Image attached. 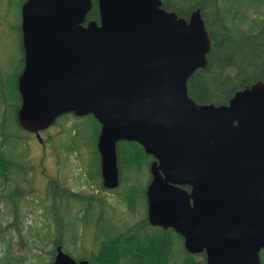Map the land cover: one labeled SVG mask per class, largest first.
<instances>
[{"label": "water", "instance_id": "95a60500", "mask_svg": "<svg viewBox=\"0 0 264 264\" xmlns=\"http://www.w3.org/2000/svg\"><path fill=\"white\" fill-rule=\"evenodd\" d=\"M95 1L98 22H86L92 0L23 4L18 126L41 141L57 118L91 115L104 188L119 186L117 144L136 143L155 160L145 190L151 226L174 231L203 264H260L264 84L225 106L197 105L186 85L210 50L200 11L185 20L161 0ZM52 264L90 263L58 248Z\"/></svg>", "mask_w": 264, "mask_h": 264}, {"label": "trees", "instance_id": "16d2710c", "mask_svg": "<svg viewBox=\"0 0 264 264\" xmlns=\"http://www.w3.org/2000/svg\"><path fill=\"white\" fill-rule=\"evenodd\" d=\"M24 1L25 0H23V2ZM251 1L252 0H161L162 9L167 12H173L179 18H183L185 20H188L192 12L199 10L205 29L209 35L210 50L206 56V67L196 70L188 79L186 85L189 98L197 105L202 106L211 104L214 106H224L227 105L228 101L236 92L242 91L256 82H262L264 84V0H257V3H251ZM254 15L257 18H254ZM249 17L252 18L250 20L251 24L245 31L243 29V25L245 22H249ZM86 20L98 21V12L95 0H93L92 8L89 11ZM255 29H257L256 32ZM256 44L257 51L255 50ZM260 60H262V64L260 65L262 66L261 69L263 68L261 72H259V66H257V63ZM21 64L23 68V53ZM17 79L18 78L12 81L13 85L10 86H6L2 79H0V99L2 104H7L6 106L8 108H12L13 113L3 114L4 116L1 119L0 165H3V163L5 165L6 175L3 179V183H6V185L12 181L15 183V188L4 191L6 190V185L4 184L5 186L2 187L0 182V190H2L0 191V206L6 203L13 208L11 211L14 213L13 220L6 229L9 227L13 228L12 230L17 233L16 238H14L13 235H10L7 237V239L10 238V240L4 242V250L0 252L2 255H0V262L1 264H26L28 261L25 258V254L32 252L34 263L40 264L44 261L42 258L44 257L45 251L48 250L49 247H54L52 252H47L48 254H51L50 258L52 259L55 253V247L58 245L62 246V243L60 242V230H58V218L54 214L50 218L49 210L46 209L47 206L50 208L55 201L51 200L49 203L43 205V200L39 201L38 199L40 197L32 191H29V194L25 191V194L23 192V194L20 195L19 188L16 187L17 185L19 186V184L15 179H13V175L16 174V172L13 171V169H15V165L25 166L27 169L30 168L25 152L31 151V142L35 141L33 134L26 133L17 124L16 113L20 106V98L16 88ZM1 109L4 110L5 108L1 107ZM67 116L68 115H63L58 119H66ZM89 118L93 119L91 117ZM9 120L12 122L14 121L17 130L22 132V134L26 137H20L18 141H14L11 134L12 132L9 131L8 127ZM57 125H60L58 124V121L51 127V133L54 132V128ZM97 126L100 128L98 123ZM41 140L44 143L42 137ZM119 144L120 148H118L119 150L117 154V165L119 171L128 170V174L132 173L137 174L138 176L140 174L143 175L142 186H137V183L134 182L128 183V193L126 195H122L126 205H128V213L132 214L137 211L136 204L140 199L146 206L144 193L146 189L145 183L147 184V181L150 179L147 169V167H149L148 164L150 157L147 156L143 149L136 143L120 142ZM76 145L69 144V147L66 148L67 151L71 153L73 148L77 147ZM23 146L24 154L21 156L22 160L16 161L17 163L15 164L13 162L14 160L11 159L12 156L10 155H17L16 148H23ZM145 176L146 179H144ZM21 179L22 177L20 178V181ZM92 180L93 179H91V182ZM24 182L28 185L31 184L30 180H24ZM51 184L52 183L44 187L47 192L50 191ZM101 188L102 186L99 187L100 190ZM183 189L189 191L187 187ZM118 191L119 189L113 191V193H118ZM59 193V197L61 195L76 197L73 194L60 191ZM46 195L49 198V196L53 194L45 193V196ZM15 196H18V199H16ZM88 197L89 196H86L85 199ZM87 200L89 201V199ZM24 201L26 203L30 201L33 206L36 205L38 208H43L44 211L42 214L48 221V223L44 224L41 228L30 229L27 236L22 235V233H20L21 230L18 229L21 222L18 220L17 209ZM53 207L54 206H52V208ZM0 212H2V210H0ZM2 216L3 215L1 213L0 217ZM2 219L3 218H0V221ZM1 222L0 234L3 231L1 230ZM139 226L146 229V236L139 235ZM60 228L62 227L60 226ZM127 228L128 231L126 233L119 235L123 241L130 240L128 242V246L119 249V246H116L114 241L112 242V240H114L118 235H113V237L110 236L101 242V250L99 252V255H101L98 259V263L93 262L88 256H82L77 260L75 258V260H87L90 264L199 263L195 261L193 255L186 252L183 246L182 238L170 229L164 230L158 227H151L146 218H144L142 222ZM13 242H15V245L19 249L20 254L18 256L13 254L15 253V246L12 247ZM23 251L26 253H22ZM64 251L69 254L66 249ZM201 257L204 262V255ZM51 261L48 264H51ZM260 261L261 264H264V251H261L260 253Z\"/></svg>", "mask_w": 264, "mask_h": 264}, {"label": "rangeland", "instance_id": "374dc122", "mask_svg": "<svg viewBox=\"0 0 264 264\" xmlns=\"http://www.w3.org/2000/svg\"><path fill=\"white\" fill-rule=\"evenodd\" d=\"M251 3H257V0H252ZM22 4L23 0H0V79H2L6 86L13 85L12 81L18 78L23 69L21 64L23 50L20 29V8ZM254 18L257 17L254 15ZM251 19L249 17V22H245L243 25L245 31L251 24ZM256 31L257 29H255ZM255 47L257 51V44ZM261 64L262 60L257 63L259 72L263 69H261ZM6 105L2 104L0 99V127L3 114H13L12 108H8ZM1 107L5 109L2 110ZM89 117L91 116L77 118L73 115H68L66 119L56 120L60 125L54 128V132L51 133V128L48 131L41 132L40 134L44 141L43 147L36 140L31 142V151L25 152L30 168L27 169L25 166L15 165L13 171L16 174L13 175V179L19 184L16 187L19 188L20 195L23 192L25 194V191H27V194H29V191H32L40 197L39 201L43 200V205L49 203L51 200L55 201L50 208L47 206L46 209L49 210L50 218L54 214L60 220L59 224L62 227L60 228V225H58V230H60L58 232L61 235L60 242L63 249H66L72 258H76L77 260L82 256H88L93 262L98 263L101 255H99L101 250L100 244L103 240H106L110 236L118 235L112 242L114 241L116 246H119V249L129 245L128 242L130 240L123 241L119 234L126 233L128 231L127 227H132L144 220V207L146 208V206L140 199L136 204L137 211L130 214L128 213L129 210H127L128 205H126L122 196L128 193V183L134 182L137 183V186H142L143 175L141 174V176H138L137 174H128V170L119 171L121 176H119V180H121L118 187L119 194L113 193V191H105L102 188L101 190L99 189L101 186L99 177L100 160L96 149V142L100 128L95 123L96 121L94 122ZM8 127L9 131L12 132L14 141H18L20 137H26L22 132L17 130L14 121L9 120ZM69 144H77V147L73 148L71 153L66 149L69 147ZM118 148H120V144ZM16 154L10 155L15 164L17 163L16 161L22 160L21 156L24 154V146L23 148H16ZM150 162L151 158L149 164ZM5 175L6 171L3 163V165H0V182L2 187L6 185V183H3ZM90 178L93 179L92 182ZM144 179H146V176ZM24 180H30L31 184L28 185ZM50 183H52L51 188L47 192L44 187ZM5 188L6 190L4 191L11 190L15 188V183L13 181L7 183ZM59 191L73 194L76 197L62 195L59 197ZM45 193H52L53 195H50L48 198L47 195L45 196ZM86 196H89L87 198L89 201L85 199ZM15 197L18 199V196ZM52 206L54 207L52 208ZM12 209L6 203L0 206V210H2L0 214L2 213L3 215L0 217L3 218L2 222L0 221L2 225L1 230H3L0 234V252L4 250V242L10 240L7 237L13 235L16 238L17 236V233L12 230L13 228L9 227L6 229L13 220L14 213L11 212ZM43 211V208H38L36 205L33 206L30 201L27 203L24 201L19 205L17 213L18 220L21 223L18 229L21 230L20 233L22 235L27 236L30 229L41 228L44 224L48 223L42 214ZM139 227V235L146 236V229L141 226ZM12 244V247L15 246V253L13 254L18 256L20 254L19 249L15 245V242ZM53 250L54 247L51 246V248L49 247L45 251L42 258L44 261L40 264L50 263L52 260L50 258L51 254L47 252H52ZM22 253L25 254L26 252L23 251ZM193 256L195 261L199 263L203 262L202 254ZM25 258L28 261L26 264H35L32 252L25 254Z\"/></svg>", "mask_w": 264, "mask_h": 264}, {"label": "bare ground", "instance_id": "6f19581e", "mask_svg": "<svg viewBox=\"0 0 264 264\" xmlns=\"http://www.w3.org/2000/svg\"><path fill=\"white\" fill-rule=\"evenodd\" d=\"M58 248H60L61 252H63V253L66 252V251H64V249L62 248V246H60V245L56 246V247H55V253H54V256H53V258H52L51 264L53 263V261H54L56 255H57V249H58Z\"/></svg>", "mask_w": 264, "mask_h": 264}, {"label": "flooded vegetation", "instance_id": "af4514ba", "mask_svg": "<svg viewBox=\"0 0 264 264\" xmlns=\"http://www.w3.org/2000/svg\"><path fill=\"white\" fill-rule=\"evenodd\" d=\"M41 142V141H40ZM43 147V142L39 143ZM60 220H58L59 223ZM61 226V224H59Z\"/></svg>", "mask_w": 264, "mask_h": 264}]
</instances>
